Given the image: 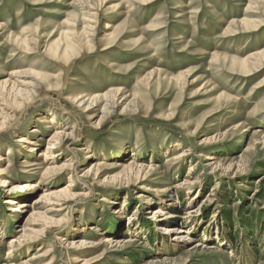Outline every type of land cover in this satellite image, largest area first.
<instances>
[{
    "label": "rangeland",
    "instance_id": "rangeland-1",
    "mask_svg": "<svg viewBox=\"0 0 264 264\" xmlns=\"http://www.w3.org/2000/svg\"><path fill=\"white\" fill-rule=\"evenodd\" d=\"M0 128V264H264V0H0Z\"/></svg>",
    "mask_w": 264,
    "mask_h": 264
},
{
    "label": "bare ground",
    "instance_id": "bare-ground-1",
    "mask_svg": "<svg viewBox=\"0 0 264 264\" xmlns=\"http://www.w3.org/2000/svg\"><path fill=\"white\" fill-rule=\"evenodd\" d=\"M110 27L109 26H106V29H109ZM228 29V28H227ZM231 32V31H230ZM174 40L175 39H177V37H174L173 38ZM178 43V42H177ZM217 57V56H216ZM263 58V57H262ZM257 59V58H256ZM248 61V60H247ZM226 63V62H225ZM223 66V65H222ZM257 68V67H256ZM22 88V87H21ZM20 87H18V89L17 90H19V92L21 93L23 90L21 89ZM2 89V88H1ZM30 89V88H29ZM122 92V91H121ZM118 93H119V91H118ZM117 93V94H118ZM117 96V95H116ZM115 96V97H116ZM98 97H100V96H98ZM81 98V97H80ZM77 99H78V97H77ZM81 100V99H80ZM86 100V99H85ZM97 100V99H96ZM82 101V100H81ZM84 102V101H83ZM233 103V102H232ZM175 108V107H174ZM219 111V110H218ZM48 120V119H47ZM11 127V126H10ZM63 129V128H62ZM2 129L0 128V131H1ZM61 132H63V131H58V132H56L55 133V135L50 139L51 140V142L49 143V145H51V147L50 148H55V146L54 145H56V144H58L59 142H60V140H61V135H60V133ZM25 140V136H22L21 138H20V141H24ZM28 143L29 144H31V147H30V151H33V150H35L36 149V146H37V142H35L33 139H29L28 140ZM48 146V145H47ZM59 148V147H58ZM158 149V148H157ZM191 151V150H190ZM190 151H187V152H184V153H182V154H177L176 155V157L175 158H173V159H176V160H178V159H181V158H183V157H185V156H187V155H189L190 154ZM39 156L40 157H47V152H41L40 154H39ZM206 158H209V159H216L217 158V156H215V155H207L206 156ZM5 160V157L3 158V157H0V162L1 161H4ZM25 163H27V166H28V168H37V165H39L40 163H34V161L33 162H29V161H24ZM97 162V161H96ZM211 166L212 165H215L216 164V162H211L210 161V163H209ZM11 165V164H10ZM41 166V165H40ZM39 167V166H38ZM125 169H126V167H125ZM29 170V169H28ZM31 170V169H30ZM47 170V173L49 172V170H51V168H47L46 169ZM191 171L193 170V168H191L190 169ZM12 171V169L10 170L9 168H6V169H0V188H4V187H6L5 189H4V191H6L7 193H10V195H14L19 189H21L20 187H21V185L20 186H16V185H14V184H11V181L9 180V177H10V175H11V172ZM30 172V171H29ZM135 172V171H134ZM136 173V172H135ZM49 174V173H48ZM11 184V185H10ZM35 186H37V185H35L34 184V186L32 185V187L34 188ZM72 186V185H71ZM24 188V187H23ZM61 193H62V191H46V192H42V196H41V201H43V199H46L47 201H49V203H50V205H52V206H56V205H61V206H63V203H61V200H60V202H59V199H57V198H59V196L61 195ZM69 194V193H68ZM67 194V195H68ZM161 197V196H160ZM55 198V199H54ZM6 203H8V204H10V205H15L16 204V207H17V210H20V209H22V208H24V207H28L29 206V204H26V201H24V202H22V203H18L17 202V198L15 197H13V198H11V199H7L6 200ZM17 203H18V205H17ZM170 203V202H169ZM33 206V205H32ZM15 208V207H14ZM13 208V209H14ZM12 209V210H13ZM15 210V209H14ZM167 213V211L165 210V209H163L162 207H159V208H157L156 209V212H155V215L156 214H158L159 216H161V215H165ZM170 214V213H169ZM169 216H171V214L169 215ZM160 219H163V220H168V222H170L169 221V219H168V217L167 218H160ZM45 228V227H44ZM169 231L171 232V233H173V239L175 240V241H177V243L176 244H178V242L179 241H183V240H185V239H187L188 237L186 236V235H184V233H186L185 232V229H183V227H181V226H178V225H174L172 228H170L169 229ZM33 232L34 233H37V234H41V233H43V231L41 232V231H38V230H33ZM172 238V237H171ZM13 241H16V240H13ZM191 248H193V246H191ZM53 249V248H52ZM40 250V249H39ZM43 255H47V254H41V256H43Z\"/></svg>",
    "mask_w": 264,
    "mask_h": 264
}]
</instances>
